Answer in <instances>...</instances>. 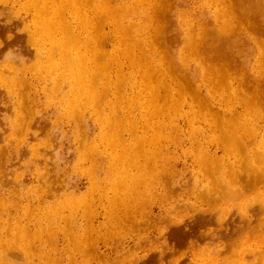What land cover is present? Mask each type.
Masks as SVG:
<instances>
[{"label":"rangeland","instance_id":"1","mask_svg":"<svg viewBox=\"0 0 264 264\" xmlns=\"http://www.w3.org/2000/svg\"><path fill=\"white\" fill-rule=\"evenodd\" d=\"M62 1L0 0V59L29 63L0 66V264H264L236 251L264 247L263 206L232 239L196 218L229 210L243 227L236 206L264 190V0H168L164 35L159 0ZM221 40L234 59L213 56Z\"/></svg>","mask_w":264,"mask_h":264},{"label":"bare ground","instance_id":"2","mask_svg":"<svg viewBox=\"0 0 264 264\" xmlns=\"http://www.w3.org/2000/svg\"><path fill=\"white\" fill-rule=\"evenodd\" d=\"M60 1V0H59ZM81 1H83L84 2V4L85 5H88L87 3L90 1V0H81ZM153 1V0H152ZM151 1V2H152ZM167 1L168 0H159V3L156 5V8H155V10H154V14H153V17L152 18H150V21L151 22H153V23H156L157 22V26H154V28L156 29L155 30V32L156 33H158V34H162V31L164 30V27H163V25H162V21H165L166 20V18H167V12H166V6H167ZM224 1H226V0H224ZM62 2H64V0L62 1ZM232 3V2H231ZM234 4V3H233ZM232 5V4H231ZM235 5V4H234ZM176 6V5H175ZM237 7H239V6H237ZM234 8V7H233ZM256 11L257 12H259L260 11V8L259 7H257L256 6ZM167 9H168V7H167ZM172 10V9H171ZM89 11L90 12H92V15L93 16H98V17H100L99 16V14L100 13H104L106 16H109V14H112V15H118L119 13V7H117V6H111V8H108V7H103V5L102 4H99V3H95L94 5H89ZM256 11H255V13H246L245 11H243L242 13H241V17L243 16V17H248V18H252V19H254V17H255V14H256ZM65 11L63 10V15H62V17H61V20H63V23H60L59 22V30L60 31H62V30H68V32H70L69 31V28H71V27H68V24L66 23V21L64 20L65 19V13H64ZM209 12V11H208ZM113 13H115V14H113ZM221 13V12H220ZM219 13V14H220ZM104 14H101V16H104ZM238 14H240V12L238 13ZM152 16V15H151ZM208 16V15H207ZM218 16V15H217ZM73 17V16H72ZM97 17V18H98ZM120 17V16H119ZM172 17V16H171ZM219 17V16H218ZM217 17V18H218ZM228 17V16H227ZM236 17V16H235ZM101 18V17H100ZM211 17H209V19H210ZM76 19L78 20V18L76 17ZM208 19V18H207ZM233 19V17H231V19L230 20H232ZM238 19V18H237ZM156 22H155V21ZM220 20V19H219ZM239 20V19H238ZM99 21V20H98ZM168 21V20H167ZM207 21V20H206ZM226 20H224V22H225ZM96 22V21H95ZM247 22V21H246ZM250 22V21H249ZM53 23L54 22H51V21H48V20H46L45 22H44V32H47L48 31V33H49V31H50V29L54 26L53 25ZM147 23V22H146ZM208 23V22H207ZM211 23V22H210ZM215 23V22H214ZM219 23H222V22H219ZM138 24V23H137ZM175 24V23H174ZM216 24V23H215ZM249 24V23H248ZM69 25H71V24H69ZM213 26H214V24H212ZM219 25V24H218ZM223 25H225L224 23H223ZM245 25V24H244ZM138 26V25H137ZM215 27V26H214ZM47 28L49 29V30H47ZM195 28V27H194ZM216 28V27H215ZM238 28H240V26L238 27ZM237 28V29H238ZM253 28H255V29H257L259 32H262V33H264V25H262V24H259V23H257L256 24V22L255 23H253ZM224 29V28H223ZM236 29V28H235ZM235 29H234V31H235ZM167 30V29H166ZM214 30V29H213ZM212 30V31H213ZM228 30V29H227ZM75 31V33H77V30H74ZM224 31V30H223ZM233 31V32H234ZM238 31V30H237ZM242 31V30H241ZM251 31H252V29H251ZM190 32V31H189ZM188 32V33H189ZM215 32H217V31H215ZM222 32V31H221ZM246 32V31H245ZM154 33V32H153ZM165 33V32H164ZM164 33L162 34V35H164ZM187 33V34H188ZM235 34H239L240 35V32H234ZM67 33H64L63 34V36H62V38H60V41H59V46H61L62 44H63V42H64V38H65V35H66ZM190 34V33H189ZM208 34H209V32L207 31V27H202V29H201V31H196L195 33H194V35H198V36H200V37H203V35H206L207 36V38H209L208 37ZM213 34V33H212ZM222 34H225V35H229V33H223L222 32ZM235 34H234V38H235ZM227 35V36H228ZM98 36V35H97ZM161 36V35H160ZM205 36V37H206ZM241 36H242V34H241ZM189 37V36H188ZM239 37V36H238ZM253 37V36H252ZM69 38V37H68ZM75 37H71L70 39H74ZM161 38V37H160ZM172 37H164L163 36V40H165V42L168 40V39H171ZM219 38H224V36H222V37H219ZM240 38V37H239ZM238 38V39H239ZM246 38V37H245ZM185 39H186V37H185ZM204 39V38H203ZM206 39V38H205ZM204 39V40H205ZM224 39H226V38H224ZM231 39H232V36H231ZM162 40V39H161ZM201 40V39H200ZM242 40V39H241ZM241 40H238V41H241ZM227 41V40H226ZM225 40H221V44L220 45H218V50H219V52H217L216 53V56L213 54V56L215 57V58H218V59H223V58H225V59H229V60H232V58L233 57H231L230 58V56H231V53H232V51H229L228 49H230V48H226V42ZM76 43V42H75ZM218 43V42H217ZM234 43V42H233ZM66 44V43H65ZM228 44V43H227ZM239 44H240V42H239ZM241 45V44H240ZM206 46V45H205ZM254 46V45H253ZM77 47V46H76ZM237 47V46H236ZM235 47V48H236ZM246 47H247V45H246ZM241 48V47H240ZM77 49V48H76ZM248 50H251V49H248ZM252 50H253V48H252ZM251 50V51H252ZM244 51H246V50H244ZM251 53V52H250ZM229 55V56H228ZM176 56V55H175ZM174 56V57H175ZM86 59V58H85ZM173 59V58H172ZM234 59V58H233ZM170 61V60H169ZM172 61H170V63H171ZM177 63V62H176ZM173 64V63H172ZM217 65H218V63H217ZM223 66V65H222ZM181 68V67H180ZM154 69V68H153ZM86 70V69H85ZM176 70V69H175ZM81 72V71H80ZM86 72V71H85ZM87 72H89L88 70H87ZM156 72V71H155ZM95 73H96V71H95ZM173 73H175V72H173ZM85 74V73H84ZM89 74L90 75H93L94 74V72H89ZM176 75V74H175ZM149 78V77H148ZM151 78V77H150ZM153 78V77H152ZM75 79H76V81H78L79 83H81V84H78L80 87H84V88H87L86 89V92L88 93V95L90 96V97H93V98H95L96 96H97V93L95 92V89H94V87H95V81L94 80H96V78H95V75H93L92 77L90 76V77H88V76H78V77H75ZM182 79V78H181ZM185 79V78H184ZM173 81V80H172ZM155 83V82H154ZM157 83V82H156ZM159 83V82H158ZM157 83V84H158ZM167 83V82H166ZM156 84V85H157ZM77 85V86H78ZM158 86V85H157ZM167 86V85H166ZM170 86V85H169ZM188 86H190L189 84H188ZM191 86H193L192 84H191ZM190 86V88H193V87H191ZM194 89V88H193ZM168 91V90H167ZM261 91V90H260ZM259 91V92H260ZM169 92V91H168ZM197 92H199V91H197ZM253 92V91H252ZM257 94H259L258 92H257ZM261 98L263 99V101H261V104H263L262 105V108H264V95H262V91H261ZM89 97V98H90ZM204 97V96H203ZM247 97V96H246ZM259 101V102H260ZM205 104V103H204ZM210 106H211V104H210ZM261 108V109H262ZM264 110V109H263ZM262 110V111H263ZM214 112V111H213ZM236 135V134H235ZM226 137V136H225ZM224 137V138H225ZM236 137V136H235ZM240 138V137H239ZM243 152H244V150H243ZM259 152H261V151H259ZM246 153V152H245ZM248 155V154H247ZM246 155V156H247ZM247 157H249V155L247 156ZM257 158H259L258 156H257ZM205 159H206V156H205ZM206 160H208V162H210L211 160H212V158L209 156V155H207V159ZM251 161V160H250ZM248 166V165H247ZM252 166V165H251ZM250 166V167H251ZM245 167V166H244ZM248 168V167H247ZM258 167H253V169H252V177H253V180L255 181V180H257L258 179V181L259 180H264V169H257ZM241 169H242V172H243V168H242V166H240L239 167V177H240V175H241ZM237 170V169H236ZM243 175H245V174H243ZM247 179H248V177H247ZM237 180V179H236ZM235 180V181H236ZM247 182H248V180H247ZM243 184V183H242ZM246 184V183H245ZM249 185V184H248ZM242 186L243 185H239L237 188H239V190L240 189H242ZM244 187V186H243ZM242 192V191H241ZM263 194H264V190H262L261 191ZM262 193H260V195L259 194H256V195H259V196H251V197H245V198H241V201H240V203H239V206H236V207H239V219H240V221L241 222H244L243 224H242V226L245 224V226H246V224H248L249 223V218H251L252 217V215L253 214H255V212H254V210H257V212L259 211L258 209H259V207L261 208L262 206L264 207V195L262 194ZM221 195V194H220ZM236 195H237V192H236ZM255 195V194H254ZM217 197V196H216ZM237 197H240L239 195L237 196ZM236 197V198H237ZM220 207V206H219ZM218 207V208H219ZM221 207H223V206H221ZM235 207V206H234ZM216 209V208H215ZM220 209H222V208H219L218 209V211L220 210ZM224 209H225V207H224ZM250 209H252L253 210V213H250V211H252V210H250ZM212 210V209H211ZM211 210L208 212V211H201V212H198V213H196L197 214V216H196V218H197V221H198V224L199 225H204V224H210L211 222H219L220 223V226H219V228H217L218 230H220L219 232H217V233H219L218 235H220L221 237H224V239H232V235L235 233V232H237V231H239V230H241V231H243V229L245 228L244 226L243 227H241L240 225H238V226H236L235 227V225H237V223L235 224V222H234V224H233V221H232V225H231V223H226V219H227V216H228V214H230V212H229V210H225L221 215H219L218 217L216 216V215H214V213H212L211 212ZM237 210H238V208H237ZM223 211V210H222ZM213 212H214V210H213ZM261 212V211H260ZM237 213V212H236ZM259 213V212H258ZM195 214V215H196ZM217 214V213H216ZM259 215L260 214H258V217H259ZM230 216H231V214H230ZM220 217V218H219ZM231 218H232V216H231ZM234 218H232V220H233ZM255 219H256V217H255ZM216 220V221H215ZM247 220H248V222H247ZM256 220H259V218H257ZM222 222L224 223L223 225H221L222 224ZM238 222V221H237ZM254 222V221H253ZM258 222V221H257ZM214 224H216V223H214ZM206 225V226H207ZM230 225V226H229ZM250 226V225H249ZM252 226H254L253 224L251 225V227ZM259 226V225H258ZM251 229V228H250ZM264 229V228H263ZM252 230V229H251ZM171 231H172V229H171ZM192 231H193V229H192ZM187 232H189L188 231V228L187 227H182V226H177L176 227V229L175 230H173V232H171L170 234H172V236L173 237H175V238H177V239H180V240H183V238L184 237H186L187 235H188V233ZM206 232V231H205ZM215 232V230L213 229V230H211L210 231V233H211V235H216L217 233H214ZM240 232V231H239ZM193 233V232H192ZM204 233V232H203ZM203 233H200V235H203ZM207 233V232H206ZM241 233V232H240ZM243 233H244V231H243ZM210 235V236H211ZM217 235V236H218ZM243 235V234H242ZM207 236V235H206ZM220 236H219V238H220ZM236 236H237V234H236ZM191 237V236H190ZM189 237V238H190ZM209 238V237H208ZM235 238V237H234ZM195 241V240H194ZM189 242V241H188ZM230 243V242H229ZM232 243V242H231ZM230 246H231V244H229ZM237 246V245H236ZM233 250H234V248H233ZM252 250V251H251ZM251 250H249L246 246H244V245H242V242H240V243H238V246H237V249H236V251H238V254H239V256L241 257V259H244V255L245 254H247V252H252V255H253V257H254V259H263V261H264V247H261V246H259V245H255V246H253V248H251ZM209 254L212 252L211 250H208L207 251ZM194 254H196V252L194 253ZM251 255V256H252ZM251 256H250V258H251ZM248 257H249V255H248ZM212 259V262L213 261H215V260H217L218 258H211ZM224 259H226V258H224ZM249 259V258H248ZM182 260V259H181ZM171 261H173V260H171ZM227 261H228V259H227ZM258 261V260H257ZM264 263V262H263ZM207 264H213V263H207ZM226 264V263H225ZM238 264H256V262L254 261V260H252V261H249V262H244V261H240Z\"/></svg>","mask_w":264,"mask_h":264},{"label":"clouds","instance_id":"3","mask_svg":"<svg viewBox=\"0 0 264 264\" xmlns=\"http://www.w3.org/2000/svg\"><path fill=\"white\" fill-rule=\"evenodd\" d=\"M31 47H32V45H31ZM32 48H34V47H32ZM35 51H36V49H35ZM36 55H37V52H36ZM27 64H29L27 62V58L18 49H15V50L10 49L4 55V57L2 59H0V66L15 65L17 67H23Z\"/></svg>","mask_w":264,"mask_h":264}]
</instances>
